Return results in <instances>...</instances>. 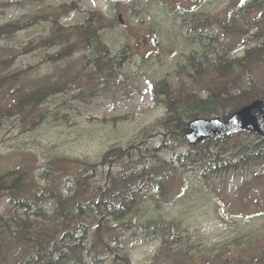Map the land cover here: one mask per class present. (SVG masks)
Masks as SVG:
<instances>
[{
	"label": "rangeland",
	"instance_id": "1",
	"mask_svg": "<svg viewBox=\"0 0 264 264\" xmlns=\"http://www.w3.org/2000/svg\"><path fill=\"white\" fill-rule=\"evenodd\" d=\"M166 1L0 0V27L8 26L0 30V175L29 171L37 182L35 190L73 194L81 187L82 170L95 168L96 176L88 179L90 194L111 176L124 174L125 166L131 169L146 163L145 169L150 170H156L151 165L159 166L153 150L166 110L156 103L152 82L166 80L174 90L195 92L202 98L224 87L234 94L249 90L251 81L264 89V58L247 68L236 66L230 77L219 78L213 70L214 58L242 59L247 49L264 40L263 4L251 8L254 0ZM66 6L74 10L67 11ZM89 10L103 14L95 18H102L100 36L109 55L128 47L131 59L122 67L109 68V57L79 39L75 27L84 24ZM186 18L193 19L198 33L182 21ZM57 20L73 37L70 46L47 43ZM67 47H71L69 55L52 59ZM193 54L204 58L201 74L189 63ZM37 91L43 92L36 98L41 101L37 106L22 105ZM146 132L156 134L149 139L148 152L138 151L113 168L102 165L108 150L145 140ZM254 138L245 133L214 146L221 169L218 174L210 171L209 176L179 166L170 171L177 154L189 150L188 142L180 149H163L159 155L164 159V182L170 187L164 199L159 198L157 187L152 188L151 197L124 223L108 221L100 234L98 225L87 219L88 237L94 244L85 254V264H96L95 258L104 259L100 264H206L210 259L213 264H237L261 252L263 159L255 161L247 153L239 161L237 156L240 152L241 159ZM6 203V199L0 202L1 212L9 209ZM45 210L49 218L54 217L53 204ZM155 218L180 226V243L169 248L172 256L162 254L158 260L163 239L143 238ZM40 223L48 220L42 218ZM100 239L107 244L99 245ZM252 239L260 243H251ZM112 249L118 250L117 257ZM11 256L6 255L9 260ZM0 264H6L3 257Z\"/></svg>",
	"mask_w": 264,
	"mask_h": 264
},
{
	"label": "trees",
	"instance_id": "2",
	"mask_svg": "<svg viewBox=\"0 0 264 264\" xmlns=\"http://www.w3.org/2000/svg\"><path fill=\"white\" fill-rule=\"evenodd\" d=\"M156 1L161 4L168 2L166 0ZM258 4L264 5V0H254L249 7L255 8L253 6ZM66 10L73 11L74 7L66 6ZM139 13L140 9L137 10L136 15ZM85 15L84 24L75 27L79 39L89 49L93 48L96 52H103L104 57H109L110 60L107 65L109 68L122 67L131 59L128 47L114 56L109 55V47L104 45L100 36L103 27L99 23L102 21L103 14L89 10ZM96 15L102 18L96 19ZM182 21L192 27V33H198L192 18L182 19ZM61 24L59 20L55 22L54 31H52L47 43L54 44L55 41H58L65 47L70 46L73 37L65 34L67 28ZM6 27L8 26H2L0 30ZM199 35L201 39L205 37L203 30ZM212 38L214 40L219 39L218 36ZM203 43L208 49L209 45ZM70 50L71 47H67L51 57L52 59L62 58L69 55ZM262 58H264V40L258 46L247 49L243 59L230 61L226 55L214 58L213 70L219 78H224L233 75L236 66L247 68V65H254ZM190 62L193 67H196L198 74L203 72L204 58L202 56L193 54L189 58ZM97 63L102 70L101 60L98 59ZM152 83L156 103L166 110L165 116L158 123L160 129H157V134L159 138L157 148L153 150L156 153L154 155L155 160L160 163L159 166L151 165L156 170L145 169L146 163L141 167L131 169H127L125 166L124 174L111 176L109 181H106V185L95 188L90 194H87L88 189H90L88 179L96 176L95 168L82 170L80 175L82 188L78 187V191L73 194L71 192L59 194L35 190L37 182L30 176L29 171L19 169L0 175V202L6 199V206H9V209L5 206V212L4 210L0 211V257L4 258L6 264H85V254L90 251V247L94 244L93 240L88 237L87 229L91 225L86 226L87 219H91L94 224L98 225V233L100 234L103 229L102 226L108 221L124 223L131 214H134L133 212L137 211L143 201L151 197H149V191L152 188H158V196L163 200L170 187L164 182V171H162L164 159L159 153L168 147L175 146L180 149L179 146L187 144L186 137L191 121L196 118L214 117L227 120L237 110L250 104L254 99L264 100V89L259 87L255 81H251L249 90L242 88L234 94L229 92L226 87L223 88V91L214 89L205 99L195 92L174 90L166 80ZM42 93L37 91L25 99L22 105L28 103L27 105H31V107L37 106L41 101H37L36 98L40 97ZM44 96L46 98L48 94L44 93ZM145 135V140H138L128 148L115 147L108 150L102 157V165L113 168L116 164H120L122 159H128L132 155L138 154V151L144 153L147 150L148 152L150 149L149 139L156 134L146 132ZM217 145L218 143L214 141L204 140L200 144L189 146V150L177 154L174 162L170 163V171H175L179 166L183 170H193L196 173L201 171L204 176L212 175V173L218 174V168L221 169L218 153L213 151L214 146ZM245 151L252 155L254 160L264 159V138L256 135ZM165 163L167 165L169 162ZM170 174L173 178L176 177L175 174ZM49 204L56 207L53 218H49L45 210ZM34 217L36 220H33ZM42 218L47 219L48 224H41ZM149 226L144 230L143 238L159 237L164 241L162 251L158 253L156 260L162 254L172 256L169 248L173 249V245L180 243L179 224H176L175 221L170 223L163 218H155L151 220ZM100 241L98 242L99 245L107 244L103 239ZM250 242L260 243L257 239H252ZM236 244H238L237 240ZM260 247L261 252L253 254L247 260L241 259L237 264H264V246L262 243ZM111 251L113 256L117 257L118 250L112 249ZM6 252L12 254L10 260L7 259ZM186 258H190V254H186ZM95 259L96 264H100L104 260ZM124 260L127 262L126 259ZM206 264H213V260L210 259Z\"/></svg>",
	"mask_w": 264,
	"mask_h": 264
},
{
	"label": "water",
	"instance_id": "3",
	"mask_svg": "<svg viewBox=\"0 0 264 264\" xmlns=\"http://www.w3.org/2000/svg\"><path fill=\"white\" fill-rule=\"evenodd\" d=\"M119 1V0H109ZM191 132L187 135L190 144L199 143L203 138L221 140L242 130L257 132L264 136V101H256L235 114L229 121L198 119L189 124Z\"/></svg>",
	"mask_w": 264,
	"mask_h": 264
},
{
	"label": "bare ground",
	"instance_id": "4",
	"mask_svg": "<svg viewBox=\"0 0 264 264\" xmlns=\"http://www.w3.org/2000/svg\"><path fill=\"white\" fill-rule=\"evenodd\" d=\"M132 198V197H131ZM135 201V200H134ZM39 262V261H38Z\"/></svg>",
	"mask_w": 264,
	"mask_h": 264
}]
</instances>
